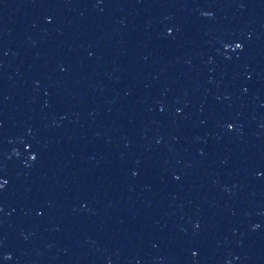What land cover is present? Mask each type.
<instances>
[{
	"label": "water",
	"instance_id": "95a60500",
	"mask_svg": "<svg viewBox=\"0 0 264 264\" xmlns=\"http://www.w3.org/2000/svg\"><path fill=\"white\" fill-rule=\"evenodd\" d=\"M0 264H264V0H0Z\"/></svg>",
	"mask_w": 264,
	"mask_h": 264
}]
</instances>
